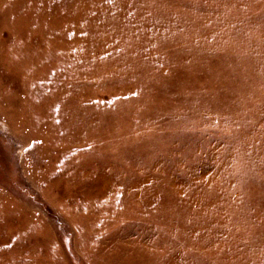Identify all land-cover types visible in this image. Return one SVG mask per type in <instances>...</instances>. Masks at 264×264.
Returning <instances> with one entry per match:
<instances>
[{"label": "rangeland", "instance_id": "1", "mask_svg": "<svg viewBox=\"0 0 264 264\" xmlns=\"http://www.w3.org/2000/svg\"><path fill=\"white\" fill-rule=\"evenodd\" d=\"M0 120V264H264V0H0Z\"/></svg>", "mask_w": 264, "mask_h": 264}, {"label": "bare ground", "instance_id": "2", "mask_svg": "<svg viewBox=\"0 0 264 264\" xmlns=\"http://www.w3.org/2000/svg\"><path fill=\"white\" fill-rule=\"evenodd\" d=\"M0 123H1V125L4 127V128H9V126H7V123L6 122H4V121H2V120H0ZM18 153H20L21 155H24L25 153V151H24V149H19L18 151H17Z\"/></svg>", "mask_w": 264, "mask_h": 264}]
</instances>
